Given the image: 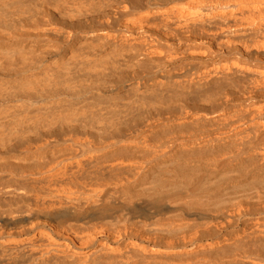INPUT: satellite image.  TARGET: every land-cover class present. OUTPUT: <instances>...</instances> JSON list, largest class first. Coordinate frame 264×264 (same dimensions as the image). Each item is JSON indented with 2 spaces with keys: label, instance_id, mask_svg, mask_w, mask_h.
Here are the masks:
<instances>
[{
  "label": "bare ground",
  "instance_id": "bare-ground-1",
  "mask_svg": "<svg viewBox=\"0 0 264 264\" xmlns=\"http://www.w3.org/2000/svg\"><path fill=\"white\" fill-rule=\"evenodd\" d=\"M0 264H264V0H0Z\"/></svg>",
  "mask_w": 264,
  "mask_h": 264
},
{
  "label": "rangeland",
  "instance_id": "rangeland-1",
  "mask_svg": "<svg viewBox=\"0 0 264 264\" xmlns=\"http://www.w3.org/2000/svg\"><path fill=\"white\" fill-rule=\"evenodd\" d=\"M160 52V53H159ZM208 52L207 51H178V52H173V51H156V54L158 55V57H164L165 59L167 58L168 60L170 59V61L171 60H176V59H182V58H184V57H187L188 56V54H189V56L191 55V56H193V57H199V56H201V57H203V58H206V56H208V54H207ZM176 56H175V55ZM163 58V59H164ZM187 70H188V68H187V66L185 65V64H180L179 65V67H178V69L177 70H175V73H178V74H180V75H184L183 77H185L186 78V73H187ZM146 74L147 73H143V76H146ZM184 78V79H185ZM227 91H228V89H227ZM221 98L223 99V100H225V101H231L232 99H233V96L231 95V94H229V95H227V96H225V97H223V95L221 96ZM206 104H210L209 103V101H206L205 102ZM234 114V116H236L237 115V113H233ZM186 133H189V132H185V133H183L184 135L186 134ZM246 136V135H245ZM243 137L244 139V141H243V145H244V142H245V140L247 141L248 139V136H252V134H250L249 133V135H248V133H247V137ZM250 139V138H249ZM241 144V141H238L236 144H234V145H232L229 149H227V150H225L224 152H222V153H220L219 155H217V157H222V158H225V157H228V155H231L232 153H237V154H239V153H241L240 154V156H241V158L242 159H246V157H248V155H249V152L247 153V151H245L246 149H244V148H246L245 146H243ZM231 153V154H230ZM123 183V182H122Z\"/></svg>",
  "mask_w": 264,
  "mask_h": 264
}]
</instances>
